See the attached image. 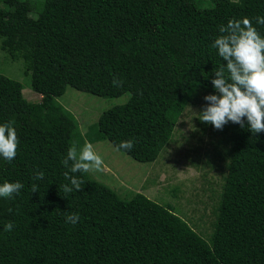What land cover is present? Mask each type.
Instances as JSON below:
<instances>
[{
    "label": "trees",
    "instance_id": "1",
    "mask_svg": "<svg viewBox=\"0 0 264 264\" xmlns=\"http://www.w3.org/2000/svg\"><path fill=\"white\" fill-rule=\"evenodd\" d=\"M212 1L201 9L193 0H0V48L23 61L41 99L27 100L21 82L0 74V124L11 122L20 141L11 163L0 157V184L24 185L0 197V264H264V132L253 135L246 118L243 128L229 122L215 132L226 173L207 237L174 207L141 193L124 199L90 173H70L82 190H59L70 184L62 160L84 141L57 100L68 87L101 98L130 94L85 137L116 149L132 140L131 151H120L155 162L187 107L218 94L214 69L226 65L212 48L219 27L247 17L264 37L254 19L264 17V0ZM72 213L76 224L66 222Z\"/></svg>",
    "mask_w": 264,
    "mask_h": 264
},
{
    "label": "rangeland",
    "instance_id": "2",
    "mask_svg": "<svg viewBox=\"0 0 264 264\" xmlns=\"http://www.w3.org/2000/svg\"><path fill=\"white\" fill-rule=\"evenodd\" d=\"M193 1L201 9L214 6L212 0ZM0 74L21 82L27 100H41L40 94L31 88V78L24 74L23 61H12L1 48ZM207 95L210 93L205 92L197 103L187 107L171 144L155 162L135 161L105 140L92 143L103 160V170L88 174L124 199L141 193L163 206L174 207L176 214L184 218L200 235L207 237L212 233L215 209L226 173L219 158L218 141L222 135L216 134L217 129L202 123L197 116L207 103L204 100ZM129 98L130 94L119 98H101L68 87L65 95L57 100L79 123L84 141L73 145L81 148L86 141L89 142L85 137L88 127L97 123L102 113L127 103Z\"/></svg>",
    "mask_w": 264,
    "mask_h": 264
},
{
    "label": "clouds",
    "instance_id": "3",
    "mask_svg": "<svg viewBox=\"0 0 264 264\" xmlns=\"http://www.w3.org/2000/svg\"><path fill=\"white\" fill-rule=\"evenodd\" d=\"M256 23L264 25V17L254 18ZM212 48L218 50L219 57L225 63L214 69L215 79H212L216 95H207V102L203 110L197 115L202 123L213 125L217 130L232 122L245 127L244 118L249 125L248 130L256 135L264 132V37H262L252 21L245 17L230 19L227 25L219 27ZM114 87H122L123 82L113 79ZM20 141L12 123L0 124V157L11 163L16 155ZM134 146L132 140L122 141L117 146V151H131ZM62 164L69 171L64 173L66 183L59 186L67 194L75 189L80 191L83 181L76 173L101 172L103 160L96 153L90 142H85L83 147L73 145L69 148ZM45 173L37 170L34 179L42 180ZM24 185L20 182L5 181L0 184V197L12 198L19 194ZM32 192L38 191L36 184L32 185ZM11 211V209L9 210ZM80 220L78 213L68 214L66 222L76 224ZM13 223L5 225V231L13 230Z\"/></svg>",
    "mask_w": 264,
    "mask_h": 264
}]
</instances>
